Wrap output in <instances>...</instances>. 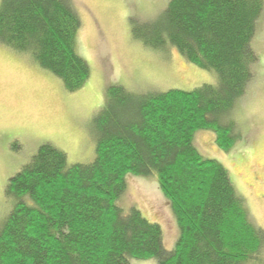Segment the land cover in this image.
I'll return each instance as SVG.
<instances>
[{"label": "trees", "instance_id": "trees-1", "mask_svg": "<svg viewBox=\"0 0 264 264\" xmlns=\"http://www.w3.org/2000/svg\"><path fill=\"white\" fill-rule=\"evenodd\" d=\"M262 0H170L153 21L134 28L144 45L171 46L215 85L147 95L106 89L93 117L95 157L68 165L50 144L11 177L12 208L0 223V264H264V231L249 218L227 170L203 157L194 133L211 131L228 152L241 139L231 114L251 81L258 57L251 47ZM81 21L72 0H1L0 44L28 55L67 92L89 78L76 53ZM156 177L179 235L172 250L162 230L116 201L125 176Z\"/></svg>", "mask_w": 264, "mask_h": 264}, {"label": "rangeland", "instance_id": "rangeland-1", "mask_svg": "<svg viewBox=\"0 0 264 264\" xmlns=\"http://www.w3.org/2000/svg\"><path fill=\"white\" fill-rule=\"evenodd\" d=\"M169 1L72 0L81 21L76 53L90 71L88 80L76 92H67L57 77L39 67L30 56L0 44V223L12 208L4 193L8 180L30 163L40 146L50 144L62 151L68 165L92 162V120L102 107L109 86L154 95L216 84L213 70L188 63L177 49L167 45L150 48L133 37L134 28L156 20ZM251 47L258 61L231 114L241 139L225 152L216 146L213 132L198 130L193 145L203 157L217 161L227 170L251 222L264 231V5ZM125 183V192L116 205L124 213L135 208L147 221L158 224L164 248L172 250L179 235L178 226L155 175L127 174ZM261 257L264 261V247ZM130 262L157 264L155 258Z\"/></svg>", "mask_w": 264, "mask_h": 264}]
</instances>
